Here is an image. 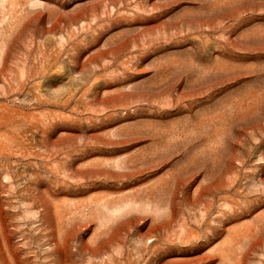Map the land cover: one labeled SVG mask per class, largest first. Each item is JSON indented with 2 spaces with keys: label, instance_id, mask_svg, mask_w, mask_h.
<instances>
[{
  "label": "rangeland",
  "instance_id": "rangeland-1",
  "mask_svg": "<svg viewBox=\"0 0 264 264\" xmlns=\"http://www.w3.org/2000/svg\"><path fill=\"white\" fill-rule=\"evenodd\" d=\"M0 264H264V0H0Z\"/></svg>",
  "mask_w": 264,
  "mask_h": 264
}]
</instances>
